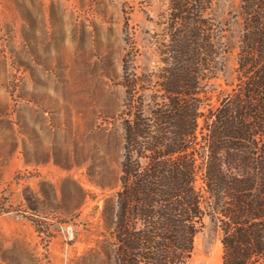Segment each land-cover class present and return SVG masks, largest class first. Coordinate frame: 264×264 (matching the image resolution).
<instances>
[{"label": "rangeland", "instance_id": "374dc122", "mask_svg": "<svg viewBox=\"0 0 264 264\" xmlns=\"http://www.w3.org/2000/svg\"><path fill=\"white\" fill-rule=\"evenodd\" d=\"M232 3L213 0L212 17L227 19ZM167 4L0 0V264H107L101 211L119 176L122 66L135 59L139 75L157 60ZM221 61L208 91L232 78L235 52ZM203 223L188 264H222L220 232Z\"/></svg>", "mask_w": 264, "mask_h": 264}, {"label": "trees", "instance_id": "16d2710c", "mask_svg": "<svg viewBox=\"0 0 264 264\" xmlns=\"http://www.w3.org/2000/svg\"><path fill=\"white\" fill-rule=\"evenodd\" d=\"M212 8L168 0L157 60L139 75L135 59L122 66L119 176L101 211L107 264H188L205 217L222 264H264V0H233L223 21ZM233 51L231 80L208 91Z\"/></svg>", "mask_w": 264, "mask_h": 264}]
</instances>
